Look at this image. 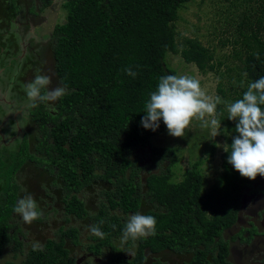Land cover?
Wrapping results in <instances>:
<instances>
[{
	"label": "trees",
	"instance_id": "obj_1",
	"mask_svg": "<svg viewBox=\"0 0 264 264\" xmlns=\"http://www.w3.org/2000/svg\"><path fill=\"white\" fill-rule=\"evenodd\" d=\"M16 1L0 0V15L10 17ZM51 1L40 0L39 9ZM188 1L63 0L65 21L54 26L49 42L56 86H66L67 92L28 109L27 125L13 149L0 143V185L4 183L7 194L0 196V264H145L156 253L180 257L179 264H232L225 258V245L219 247L220 233L235 222L245 188L259 175L255 180L241 176L228 163L226 151L222 172L203 198L200 159L173 181L176 149L151 142L166 125L161 119L152 131L141 124L159 78L177 75L166 64L168 51L180 53L201 71L220 63L196 38L178 47L174 21ZM259 9L254 19L243 14L235 35L220 40L232 45L229 57L240 62V88H233L237 100L264 76V0ZM8 27L0 24V69L6 73L19 54L12 39L2 38ZM127 68L137 75H128ZM217 90L226 93L220 82ZM223 111L218 105L219 119L234 137L236 125ZM233 137L227 136L229 151ZM26 173L37 177L40 191L33 198L42 217L32 224L40 228L54 220L58 230L56 237L45 238L43 251L25 241L29 231L14 212L16 199L25 196L19 178ZM137 212L156 218L155 234L124 241L126 222ZM91 225L99 226L104 236L92 235Z\"/></svg>",
	"mask_w": 264,
	"mask_h": 264
},
{
	"label": "rangeland",
	"instance_id": "obj_2",
	"mask_svg": "<svg viewBox=\"0 0 264 264\" xmlns=\"http://www.w3.org/2000/svg\"><path fill=\"white\" fill-rule=\"evenodd\" d=\"M16 2L17 9L12 12L8 10L11 12L10 18L0 15V24L9 23L7 31L10 35L5 32L2 33L3 40L12 39V44L19 51L18 61L9 69V72L6 73L3 69H0V78L3 77L0 86L4 88L0 92V130L3 136L0 142L7 146L10 145L12 149L15 145L14 142L17 138H20L27 125L26 118L31 102L26 96L24 85L31 82L37 74H42L51 77L49 88L57 87L52 70L53 59L49 39L54 26L64 22L66 16L65 8L62 6L63 0H52L48 6L41 10L39 9L40 0H17ZM259 8L260 0H189L177 11L178 17L174 21V26L178 47L181 48L187 38H196L203 46L213 52V61L220 63L216 64V69L201 71L193 62L184 61L180 53L168 51L165 56L166 64L175 69L178 76L188 75L197 78L202 89L213 99L216 96L221 97L224 102L220 104L224 108L222 114L228 112L227 105L229 103L237 100L233 88L234 86L240 88V84L236 80L239 72L236 65L240 62L229 57L233 50L232 45L227 42L222 45L220 40L233 37L243 14L254 19L255 12L260 13ZM224 28L227 29L224 30ZM3 30L1 29V31ZM229 67L231 69H228ZM218 82L226 89L225 95H220L221 93L218 92ZM212 118L206 117L208 120ZM214 118L221 121L217 111ZM227 121H232L235 125L237 123V121L230 119ZM226 127L227 124L221 121L219 134L214 136L216 129L211 126L202 127V121L193 119L188 128L185 129V136H171L167 127H165L161 133L151 138V142L153 145L170 146L176 149V160L172 165L173 181L181 180L183 171L191 167L194 161L200 159L198 169L203 177L201 192L204 195L203 198H206L207 191H210V187L222 172V160L226 152L224 147L228 149L229 146L227 136L233 137L232 131L226 130ZM144 161H148V158L145 157ZM32 175L33 173H26L19 179L20 184L24 185L22 188L26 189L25 195L30 194L35 197L40 191L38 179ZM1 176L3 174H0ZM259 177L264 178V176ZM3 185L4 183L0 185V196L1 194L7 195L4 192ZM263 187L264 184L255 183V189L252 191L258 193L261 190L264 193ZM257 193L253 197H256ZM245 194L247 195V193ZM20 198L16 199L15 204ZM216 201L213 198L211 203L218 206L219 202ZM58 206L59 201L57 199L54 207L58 208ZM215 209L219 210L217 207ZM206 213L211 216L208 208ZM55 217L57 216L54 214L51 219H55ZM53 221L48 223L50 226L39 225L40 228H35L32 223L26 224L29 235H26L25 241L28 242L29 246L34 245L36 242L42 244L45 238L57 236L58 230L54 227ZM82 231L85 232L87 229L83 228ZM85 234L82 235L85 236ZM238 235L242 236V233ZM126 250L127 254L130 253V249L127 248ZM108 251L113 252L112 250ZM92 259L98 262V257H92ZM180 259L177 256L175 258L156 253L150 254L145 264L152 261H160V264H179Z\"/></svg>",
	"mask_w": 264,
	"mask_h": 264
},
{
	"label": "clouds",
	"instance_id": "obj_3",
	"mask_svg": "<svg viewBox=\"0 0 264 264\" xmlns=\"http://www.w3.org/2000/svg\"><path fill=\"white\" fill-rule=\"evenodd\" d=\"M258 58V56H257ZM39 71V70H38ZM126 73L135 77L136 72L131 68ZM51 77L37 74L34 79L24 85L26 96L31 102L30 107L39 103L54 102L63 97L66 86L49 88ZM42 90H44L42 92ZM224 103L221 97L214 99L202 89L200 81L188 75H165L159 78L156 91L150 93L147 101L146 115L141 119L145 129L155 131L160 126L161 119L168 132L174 137L185 136V129L193 119L202 121V127L211 126L216 129L214 136L219 134L221 121L214 118L217 106ZM264 76L250 83L241 99L227 105L228 119L237 121L236 133L232 139L228 163L241 176L255 180L257 175L264 176ZM206 117H213L211 120ZM14 212L19 214L25 224L42 217L38 204L32 195H25L17 201ZM102 223V222H101ZM156 218L139 212L129 216L123 229L122 240H137L156 231ZM90 233L103 237L104 233L97 225L89 226ZM44 246L39 242L33 245V250L43 251Z\"/></svg>",
	"mask_w": 264,
	"mask_h": 264
},
{
	"label": "flooded vegetation",
	"instance_id": "obj_4",
	"mask_svg": "<svg viewBox=\"0 0 264 264\" xmlns=\"http://www.w3.org/2000/svg\"><path fill=\"white\" fill-rule=\"evenodd\" d=\"M1 91H3L2 88ZM2 137L0 130V140L3 139ZM259 176L256 179L257 182L245 188L246 192L244 190L240 198L235 222L220 233L223 244H220L219 247L225 245L228 250L225 258L232 264H264V193L261 190L258 193L252 191L255 189V183L264 184V178ZM255 193H257L256 197H253ZM239 233H242V236H239ZM220 238H216V240H220ZM128 254L130 255V253ZM91 257L93 256L88 253V258ZM78 259L80 260V258Z\"/></svg>",
	"mask_w": 264,
	"mask_h": 264
}]
</instances>
